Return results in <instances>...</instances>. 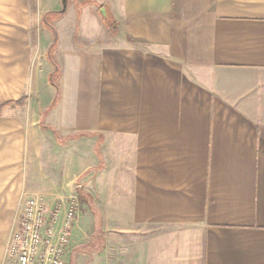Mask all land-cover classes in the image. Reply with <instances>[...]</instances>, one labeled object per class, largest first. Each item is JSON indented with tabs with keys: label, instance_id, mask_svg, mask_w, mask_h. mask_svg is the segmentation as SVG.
I'll use <instances>...</instances> for the list:
<instances>
[{
	"label": "crops",
	"instance_id": "0c3cea01",
	"mask_svg": "<svg viewBox=\"0 0 264 264\" xmlns=\"http://www.w3.org/2000/svg\"><path fill=\"white\" fill-rule=\"evenodd\" d=\"M71 192L64 264L88 237L101 264H264V0H0V264L23 196L60 225Z\"/></svg>",
	"mask_w": 264,
	"mask_h": 264
},
{
	"label": "built area",
	"instance_id": "2783aa9c",
	"mask_svg": "<svg viewBox=\"0 0 264 264\" xmlns=\"http://www.w3.org/2000/svg\"><path fill=\"white\" fill-rule=\"evenodd\" d=\"M59 209V204L49 206L41 196H23L4 248L3 264H64L72 228L80 216L77 198H69L60 225Z\"/></svg>",
	"mask_w": 264,
	"mask_h": 264
},
{
	"label": "rangeland",
	"instance_id": "374dc122",
	"mask_svg": "<svg viewBox=\"0 0 264 264\" xmlns=\"http://www.w3.org/2000/svg\"><path fill=\"white\" fill-rule=\"evenodd\" d=\"M49 21V19H47ZM37 43L39 42L42 50L41 53L44 54L45 58L47 59V62L49 63L50 66V78H53V81L56 80V73L59 69L58 67V63L56 62L54 55H53V50H54V46H53V36L51 34V32H49L48 30H41L39 32H37ZM47 63V64H48ZM48 76V79H49ZM72 195L77 198L78 200V204H79V209H80V216H81V212H82V202L79 200V198L77 197L78 195H75L74 192H71ZM91 194H92V202L91 205L89 206L91 209V217L93 218L94 215H96L95 213L99 214V219L98 221H96L93 224V221L90 219L88 222V236H92L93 232H98V234H100V191H96V190H91ZM84 203V202H83ZM87 209L86 206H84L83 210ZM85 243H83L84 245L81 246L80 248H77L75 250L76 254H82V251H86V249L88 250L89 247H91L89 250H91L90 252L88 251V253H90L89 255L85 254V258L84 260H79L78 262H81L80 264H101V251H100V237H88L87 239H84ZM85 247V248H84ZM95 251V252H94ZM92 254V255H91ZM86 256H92L87 258Z\"/></svg>",
	"mask_w": 264,
	"mask_h": 264
},
{
	"label": "trees",
	"instance_id": "16d2710c",
	"mask_svg": "<svg viewBox=\"0 0 264 264\" xmlns=\"http://www.w3.org/2000/svg\"><path fill=\"white\" fill-rule=\"evenodd\" d=\"M105 19H107V17H106V15H104L103 16ZM43 21L45 22V24L47 23L48 24V20H47V18H46V14L44 15V17H43ZM54 44L55 43H53V46H54ZM51 75V74H50ZM57 76H58V71H57V73H56V80L55 81H53V78L51 77L50 78V76H49V79H48V81H49V83L52 85V86H55L56 87V84H57ZM56 101V100H55Z\"/></svg>",
	"mask_w": 264,
	"mask_h": 264
}]
</instances>
